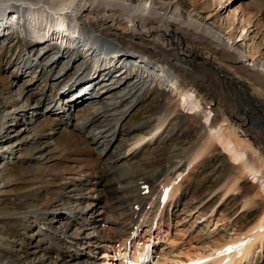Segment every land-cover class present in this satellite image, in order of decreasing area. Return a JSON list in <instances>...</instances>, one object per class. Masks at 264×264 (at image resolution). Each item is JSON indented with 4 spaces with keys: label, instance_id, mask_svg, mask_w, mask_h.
<instances>
[{
    "label": "rangeland",
    "instance_id": "rangeland-1",
    "mask_svg": "<svg viewBox=\"0 0 264 264\" xmlns=\"http://www.w3.org/2000/svg\"><path fill=\"white\" fill-rule=\"evenodd\" d=\"M166 1L181 2V5L184 6L182 7L183 11H194L195 16L199 19L205 15L211 16L215 27L219 28L226 36L232 35L234 40L239 45L241 44L245 54L242 60L248 63L251 55H254V58H257L260 64V71L264 73V0ZM4 25L8 26V29H5L3 35L0 36V264H14V262H8L7 258L17 259L20 255L24 260H20L22 262L21 264H56L55 260L63 256L64 253L67 262L70 263L74 259L75 262H78L81 257L82 259H84L83 257L89 258V254H94L96 247L88 246V244L84 243L85 240L80 238L82 232L86 229L85 227L88 226V219L84 217L85 225L78 230L81 227H79L80 223H77L72 216L77 211L76 209L87 205L90 201L89 196H91L92 201L89 202L91 203L90 205L88 203L89 209H87V212H92L94 210L93 207L102 202L105 196H102L100 200L96 196L99 188H96L94 185L96 182L95 178H93L95 182L91 181L92 177H87V180L82 182L86 174L78 172L74 175L75 171L77 169L89 171L90 169L89 172L91 173L89 174L94 177L92 173L95 174L96 172L97 176L102 169V165L110 163V150L117 152L121 148L126 147V149H129L135 145L137 148L136 157H133V160L128 158L130 162L127 158V160L121 158L118 160L117 166L122 163L126 164V166L135 164L136 166L133 165L130 167L132 169L137 168L140 171L139 178L150 174L154 175L160 169V165L181 161L182 157H179V154L185 151L191 142L193 144L196 141L195 136L197 130L193 125L192 119L194 114L192 112V114H186L185 110L180 108L181 110L178 109L166 115L165 128L163 127V129L158 130L156 125L160 119L159 111L165 101L161 87L156 88L154 85H149V79L145 81L147 82L145 85L141 86L144 81L139 76L126 78L125 74H123L125 69L124 65L126 68L131 67L129 62L124 60L119 61L114 58V62L110 63L112 65L109 69L103 68L107 72L105 71L103 74H101L102 70L97 72L105 80L102 82L104 84L102 87L100 86L94 90V92L101 91L98 95L92 94L88 89H83L79 85L80 87H77H79L78 91L81 93L77 96L74 94L70 95L72 92L69 91L62 94V90L60 92L62 97H60V94L58 95V89L60 87L63 88L65 83L62 82L66 81L70 71L73 69L77 71L83 70L82 68L84 66H91V64L93 68L96 55L93 53L84 54V51L81 50L82 47L77 46L78 44L74 42L70 44H75V47L73 46L70 49L64 50V48H58L59 53L55 61L45 66L49 57L52 56V49L56 48L55 45L57 43H54V45L49 44L47 41L34 43L25 40L23 35L17 32L18 29H14L16 32H12L9 29L13 27L10 21H4ZM70 33H72V30ZM42 49L45 50V53L40 56ZM99 50L102 51L100 48ZM91 55L94 58H91ZM97 55L101 56V54ZM116 57L119 59L122 56L120 54ZM200 61L206 64V61ZM236 63L239 64V61L237 60ZM69 64L71 67L66 72L63 71L66 68L65 66H69ZM198 71L202 72L204 76L209 77L215 100L217 98L222 101L225 98L229 100L236 99L238 105L243 107L241 110L244 112L245 117L248 114L246 117L247 121L249 120L248 123L245 120L247 128L250 129L256 138L258 135H264V98L257 95L249 87L236 89L234 85L225 82L224 77L219 73H213L211 70L203 72L201 69H198ZM106 86H109V88L105 89ZM139 86H141V89L137 92V96L139 97H133L129 91L131 89L135 90ZM66 95L69 97H66ZM82 95L88 97L85 98L86 101L81 102L78 107H71V105L78 104L82 101V99L77 98ZM39 99L41 100L38 102ZM60 100H65L63 104L61 102V108L50 110L49 107H57L55 103L59 104L60 102L58 101ZM71 100L72 102H69ZM73 100L76 101L74 104ZM123 106H125L124 109L122 108ZM212 108L215 109V104L212 105ZM121 109L123 110L121 118L117 125H113L110 120L117 116L116 113L121 112ZM45 110L48 112H45ZM49 112L59 116L53 117ZM76 116L78 119H76ZM92 116L98 117V122L91 127V130L97 138H101L99 146L90 143L88 140L89 136L84 138V135H87L86 129L90 127L84 125L85 129L81 126L86 123L93 124L90 123ZM60 118L62 120H59ZM219 121L221 120L219 119ZM190 123L192 124L190 125ZM63 129L66 130L62 131ZM132 129L137 130L134 135L130 131ZM69 133L81 136L84 140L78 144L72 140V137L66 139L65 135ZM260 138L264 140V137ZM150 139L151 141L147 143ZM109 140L110 144L107 148L99 153V149L102 148V145L104 146L105 141L109 142ZM91 145H94L95 151H93ZM84 146H86V154H89L86 158L91 161L85 158L73 157L80 156L79 153L75 152L84 151ZM219 147V145H216L214 149L208 148L198 162L195 163L194 169L193 166H190L191 168L188 169L189 173L193 169L189 179L190 182L194 183L189 188V191H194L195 195L192 193L190 196V192L186 188L185 201L190 200L192 202L196 199L194 204H197L200 197H205L204 195L206 194V197H209L211 195L210 192L214 189H220L219 186L223 188V177L227 174L231 159ZM91 153H95L98 157L103 156V159L99 160V163L102 164L100 170L94 166L98 162H94L95 164L92 163L94 155ZM182 154H185V152ZM187 160L188 158L186 157V162ZM155 162L156 164L153 166ZM183 162L181 164H185V159ZM226 163H228L227 166ZM72 164L76 168H73ZM153 167H157V169L154 170ZM142 168L144 172L153 169L150 173L144 174V172L142 173ZM112 169L115 171L114 173L119 172V168L117 167ZM114 173H112V177L108 176V178L115 179L112 181L107 178L110 182L106 184L103 190H100V193L105 192L110 199L109 202L105 203V208L110 213L111 211L115 213L117 211L115 210L116 208H121L125 205L119 203L117 199H114L116 196L114 193L115 189L117 192L123 193L124 197L128 195L129 198L127 201L130 200L131 202H133L132 198L136 197L135 192L137 191L132 190L135 187H131V185L128 187L119 186V182H122L123 178L127 179V175L120 176L122 172H119L117 175ZM71 178L75 179L76 182L79 180L81 183L78 185V183L74 184L73 182L70 185L68 181H72L73 179ZM243 179H245L243 182L237 181L241 190L231 191L235 195L240 196V200L237 196L231 195L228 197L227 190L221 189L217 197L212 195L208 199L210 200L213 197L205 208L197 207L193 209L194 213L191 212L189 215L183 213V210L185 209L190 212L191 206L183 202L182 210L176 212V219L177 222L184 220V223L182 225L175 224L177 225L175 229L171 227L173 233H175L174 239L184 240L187 238V233L192 232L193 238H189L186 241L188 243L187 245H191L189 247L193 248L203 245L202 248L204 249L205 247L207 249L213 243L227 240L229 237L235 236L234 233L241 232L249 226H252L259 219L260 215L264 213V197H256L254 201H250L249 204L242 207L244 205V197H242L243 194L241 192L246 193L251 198L255 197L258 192V186L254 183L255 180H252L249 175L245 177L241 176L240 180ZM231 181L233 182L230 179L227 183H232ZM97 184L99 183L97 182ZM114 184L117 186L114 187ZM140 184L138 183V189L140 188ZM117 188H120V190ZM182 196L183 193H178V196H176L178 201L173 204L168 203V207L170 206L169 208L171 210L174 209L176 211L177 206L180 205ZM215 198L217 205L219 202L223 204L224 201L222 198L227 199L222 206H218L221 207L216 214L212 213L208 217L209 213H206L202 216L204 214L203 211H205ZM94 201L98 202L94 204ZM112 202H114V210L110 208ZM125 210L126 212L129 211V209H124L122 210V214ZM69 211L71 213L66 214ZM41 216L45 219H40ZM83 216L81 215L79 219ZM221 216L226 219L220 221ZM65 218H70L71 220L67 221L68 219ZM201 218H205V220L202 221ZM22 219L27 222L22 221ZM176 219L171 217V220ZM34 220L37 221V224L42 225L43 229L47 227V231H40L41 228L38 230L31 223ZM108 220L111 222L117 221L115 219ZM71 221H75L78 225L76 227L75 224H70L68 233L78 231L79 234L78 237L69 239L74 241L73 244L82 246V249L79 247L75 249L74 247L69 250L68 247H64L67 246L65 241L59 247L57 246V243L63 241L61 232L65 228L64 226L69 225L68 223ZM171 222L174 223V221ZM107 224L108 222H105L103 227ZM88 228V232L94 229H97L99 232V228L94 227V223L90 224ZM207 231L208 234H205ZM95 233L97 234V232ZM198 237L199 239L203 238L202 244H198L200 241H196ZM48 238L53 240H49ZM75 238H79V241H75ZM65 240L67 241V238ZM212 240L217 241L212 242ZM192 243H195L193 244L195 246H192ZM53 246L59 248L56 250V258H54L56 253L49 251ZM89 248L93 252L89 251ZM43 249L45 250L44 252ZM96 249L101 251L99 248ZM166 250L167 248L164 249V251ZM175 251H179L178 247ZM73 252L74 256L72 258L69 255L73 254ZM87 253H89L88 256L86 255ZM263 253L264 250L261 253V257L264 260ZM40 257H42L41 262L39 260ZM75 262L73 264L77 263Z\"/></svg>",
    "mask_w": 264,
    "mask_h": 264
},
{
    "label": "bare ground",
    "instance_id": "bare-ground-1",
    "mask_svg": "<svg viewBox=\"0 0 264 264\" xmlns=\"http://www.w3.org/2000/svg\"><path fill=\"white\" fill-rule=\"evenodd\" d=\"M182 7L184 6L181 5V2L166 0H0V36L3 35L5 29H8V26L4 25V21H10L13 27L9 29H11L12 32L14 29H18L17 32H20L25 40L34 43H43L44 41L53 40L55 41L54 43H57L55 46L67 50L73 46L75 47V44H70L75 42L78 44L77 46L82 47L81 50L84 51V54L93 53L96 55L92 68L93 72H91V74L99 70H102L101 74L105 73L106 70L103 68L109 69L112 65H110V63H113L114 59L128 61L131 67L126 68L124 65L125 69L123 71L126 78L139 76L140 79L144 81L141 86L145 85V83H147L145 81L149 79V85H154L156 88L161 87L165 101L163 107L159 111L160 119L156 125L158 130L163 129L165 116L180 108L185 110L186 114L191 112L194 114L192 119L193 125L197 130L195 136L196 141L188 148V152L182 154L181 157L187 155L189 160L187 161L191 162L197 158L200 159V156L203 155L208 148L214 149L216 145H219L231 159L229 164L230 167L227 169V174L223 179V189L227 190L226 193L239 189L237 181L241 179V176L245 177L249 175L252 180H255L254 183L258 186V192L255 197L251 198L250 196L245 197L242 195V197H244V205H247L250 201H254L256 197H264V140L260 138L264 137V135H258L256 138L250 129L247 128L245 120L248 123L249 120L247 121L246 118L248 114L245 117L244 112L241 110L243 107L238 105L236 99L229 100L225 98L223 100L224 102L218 98L215 100L209 77L204 76L198 69L203 70V72L211 70L213 73H219L224 77L225 82L234 85L236 89L249 87L262 98H264V73L260 71V64L257 58H254V55H251L248 63L242 60L245 54L241 44L239 45L232 35L226 36L219 28L215 27L211 16L205 15L199 19L195 16L194 11L186 12L182 10ZM71 30L72 33H70ZM94 48L95 50H93ZM99 48L102 51H100ZM97 54H101L102 58ZM120 54L122 57L118 59L116 56ZM91 58L94 57L91 55ZM200 60L206 61V64ZM237 60L239 64L236 63ZM96 76L100 75L97 73L95 77ZM105 76H107V74H105ZM141 86L135 90L131 89L129 91L132 93L133 97H139L137 96V92H139ZM86 89H88V87ZM68 91H70L69 86L63 89L62 94ZM66 97L69 96L66 95ZM86 97L85 95L77 97L78 99H82V101L78 104L71 105V107H78L81 102L86 100ZM40 100L41 99H39L38 102ZM69 102H72V100ZM75 102L76 101L73 100V104ZM213 104H215V109L212 108ZM124 107L125 106L122 108L124 109ZM122 111L121 109V112L116 113L117 116L110 120L113 125L118 124L123 113ZM219 119L221 121H219ZM59 120L62 119L60 118ZM97 122L98 117L92 116L90 118V123L93 124H87L85 122L86 124L81 125L83 128H85L84 125L90 127L89 129L85 128L87 135H84V138L89 136V142L93 143L95 146H99L101 143V138H97L91 130V127ZM191 124L192 123H190V125ZM130 131L134 135L137 130L132 129ZM63 137L62 139H64ZM69 137H72V140L76 141L78 144L82 143L84 140V138L74 133L65 135L66 139ZM140 141L142 142V140ZM150 141L151 139L147 143ZM105 142L104 146L102 145V148L99 149V153L110 144V140L109 142ZM136 150L137 148L135 145L129 149H126V147L121 148L117 152L110 150V163L104 162L105 164L103 165L100 163L99 166L94 165L99 170L102 165V169L97 176L96 172L95 174L92 173L96 179L95 184L99 188V192L96 196L102 198L100 190H103L110 180L113 181V179H115L111 178L112 173L115 171L110 169L116 167L119 168V172H122L120 176L126 174L128 180L132 179L131 181L135 184L132 185L135 187L132 190H136L137 188L139 194L137 191L136 197L132 198L133 200L131 199L133 202L130 200L129 202L127 201L129 198L128 195L124 197L123 193L117 192L116 189L115 191L113 190L116 194L114 199H117L121 204H125L123 207L116 209L114 207V202L110 204V208L117 210L115 213L111 211L112 215L118 214V216L114 217L117 221H112V223H114L113 227H107L109 231L107 229L101 230L100 228L99 232L97 229L91 232L83 231L81 237L79 236L85 240L84 243L88 244V246H95L102 251L101 257L97 258V256H95V260H92L91 264H97L101 261V264L109 262L107 259L109 257L108 248L109 243L113 240V236L127 232L129 226L133 224L136 225L139 220L143 223L145 222V214L152 209L151 206L154 200L151 199L150 195L140 194L142 189H138L137 187L140 181L149 184L150 182H154L157 178H161L163 179V182L159 186V190L161 191L170 181H173L174 178L179 176V181L172 183L168 192V199L172 197L167 204L159 210L158 228L164 225L167 230L169 226L168 222L163 223L162 220L163 218L168 220L169 216L175 212L174 209L171 210L169 208L170 206L168 207V203L173 204L178 201L176 197L173 199V195H175L180 188L181 182L185 180V176H187L188 179V174H183L186 167L185 164L181 163L184 159L170 162L166 165H160L159 172L157 171L154 175L150 174L139 178L140 171L137 168L135 171L130 170L124 163L117 166V162L121 158L132 159L136 157ZM171 174H174V177L169 181V175ZM108 176L111 177L108 178ZM120 176L118 177L121 178ZM132 176L134 177L132 178ZM107 178L110 180L108 181ZM230 179H232L233 182L231 181L232 183L228 184L227 182L230 181ZM244 180L245 179L241 181L243 182ZM97 182L99 184H97ZM124 182L125 179L123 178L122 182H119V186L128 187L129 185H126L128 183ZM115 184L113 185L114 187ZM221 187L222 186L217 190H221ZM117 189L120 190V188ZM206 199H208V197H200L196 205L207 203L209 200ZM91 201L92 198L90 196V202ZM90 204L91 203H89V205ZM132 204L136 205L137 209L131 208ZM145 204L149 205L147 209H145ZM124 209H129V211L126 212L125 210L123 215L122 210ZM155 209H157V205ZM155 209L152 212L153 217L156 215ZM213 209L214 205L208 207L206 212H212ZM76 210L77 211L74 212L75 214L72 217L75 218L77 223H80L79 227H81L78 229L80 230L85 225L84 218L81 217V219H79L84 209L79 208ZM86 212L87 209L85 213ZM70 213L71 211L66 214ZM87 213L91 214V212ZM54 217L56 216L54 215ZM224 219L226 218L221 216L219 220L223 221ZM89 220L90 219H88L89 223L87 227L94 221V219L90 220L91 222ZM64 227L65 228L61 232L63 236L62 239L64 235L67 234L69 238L78 237V231L67 233L69 225H65ZM110 231H112L113 234H111ZM95 232H97V234ZM234 234L235 236L232 237V239L245 235L250 236L248 239L250 242L246 249L237 257H235V252L228 255L231 258H235L231 264H264V260L261 257V253L264 250V213L260 215L259 219L246 229L243 234ZM196 241L199 242L200 240ZM225 242L224 240L222 242H215L213 243L215 245L212 247H219ZM75 245H77L76 248H83L78 244ZM96 248L95 253L99 251ZM208 250H202L201 248L197 249L195 247V249L191 251L190 248H187L184 252L180 254L177 253L170 260L160 264L180 263L188 258L201 256L202 253ZM89 251L92 250L89 248ZM88 254L89 253L86 255L88 256ZM69 256L73 258L74 252ZM160 256L161 254L158 253V257ZM21 257L20 255L17 259H7L8 262L21 264L22 262L20 260L24 261ZM103 258L105 259L103 260ZM221 258H223V256H216L213 262H217L218 259ZM100 259L102 260L100 261ZM165 259L167 258L165 257ZM39 260L41 262L42 257H40ZM55 261L56 264H73L75 259L70 263L67 262L64 253L63 256H60ZM76 264H82V262H77Z\"/></svg>",
    "mask_w": 264,
    "mask_h": 264
}]
</instances>
